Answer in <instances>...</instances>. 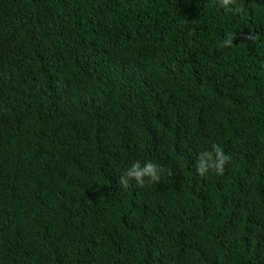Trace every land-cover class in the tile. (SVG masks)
Listing matches in <instances>:
<instances>
[{"label":"trees","instance_id":"16d2710c","mask_svg":"<svg viewBox=\"0 0 264 264\" xmlns=\"http://www.w3.org/2000/svg\"><path fill=\"white\" fill-rule=\"evenodd\" d=\"M233 9L0 0V264H264V0Z\"/></svg>","mask_w":264,"mask_h":264},{"label":"clouds","instance_id":"9594fccd","mask_svg":"<svg viewBox=\"0 0 264 264\" xmlns=\"http://www.w3.org/2000/svg\"><path fill=\"white\" fill-rule=\"evenodd\" d=\"M218 3L226 10L238 11V9H233L234 0H218ZM232 44L231 36H226L220 41V47L223 48L231 47ZM229 159L219 145L212 144L208 150L198 154L195 161L196 172L202 177L210 172L223 173ZM165 174L166 169L151 159L135 160L123 170L117 182L121 186H131L134 183L136 187H142L146 183H160Z\"/></svg>","mask_w":264,"mask_h":264}]
</instances>
